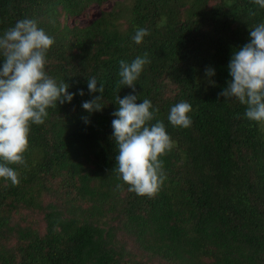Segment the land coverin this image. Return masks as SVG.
Instances as JSON below:
<instances>
[{"label":"trees","instance_id":"1","mask_svg":"<svg viewBox=\"0 0 264 264\" xmlns=\"http://www.w3.org/2000/svg\"><path fill=\"white\" fill-rule=\"evenodd\" d=\"M106 1L0 0V35L35 19L55 41L47 74L76 94L31 125L26 166L10 165L20 183L0 180V264H264V126L248 120L236 98L219 95L233 51L250 42L264 9L253 0H123L85 27L61 22ZM138 28L150 33L139 45ZM146 52L151 63L137 93L117 91L120 61ZM92 76L105 92L103 111L90 114L82 102L92 99ZM129 94L159 109L150 123L162 121L174 141L154 197L118 189L123 182L112 173L115 97ZM180 101L192 106L188 128L168 121ZM22 209L44 213V234L16 218Z\"/></svg>","mask_w":264,"mask_h":264},{"label":"clouds","instance_id":"2","mask_svg":"<svg viewBox=\"0 0 264 264\" xmlns=\"http://www.w3.org/2000/svg\"><path fill=\"white\" fill-rule=\"evenodd\" d=\"M253 3L264 9V0ZM149 34L147 29L138 28L132 40L142 44ZM250 37L249 43L233 51L227 66L231 80L219 95L236 98L246 106L245 117L264 126V22L250 27ZM54 43L35 19H20L0 35V180L14 186L20 183V173L10 165L26 166L24 154L29 148L31 125H43L49 108L71 103L76 95L69 92V84H58L45 70L47 53ZM149 63L147 52L131 63L121 60L117 91L123 85L137 93L135 82ZM205 74L211 78L215 69L209 67ZM209 83L215 86L214 80ZM97 85L96 77H87L93 96L82 102V108L90 114L104 108L105 87L102 83ZM97 92L101 95L96 96ZM78 94L85 95L83 90ZM138 98V94L115 97L118 110L113 113L111 139L118 154L112 173L123 182L116 185L118 189L126 184L129 192L154 197L167 179L161 157L173 149L174 141L162 121L150 123L159 109H153L148 99L138 103ZM191 111L190 103L180 101L171 107L168 121L174 127L188 128L192 124ZM82 119L90 123L88 117Z\"/></svg>","mask_w":264,"mask_h":264},{"label":"rangeland","instance_id":"3","mask_svg":"<svg viewBox=\"0 0 264 264\" xmlns=\"http://www.w3.org/2000/svg\"><path fill=\"white\" fill-rule=\"evenodd\" d=\"M116 3H120L121 7L123 6V0H108L104 2L102 5L93 4L90 5L84 13L76 16V17H69L66 20L61 19L62 24H68L70 27L77 26V27H85L88 24H90L94 19L101 16L103 11H109L113 9L116 5ZM120 7V8H121ZM57 188V186L54 187V190ZM54 194H51L50 196H46L45 198L42 197V200L44 203H42L43 206H46L47 203H50L49 198H51ZM64 197H60L56 200V203L62 204L64 202ZM16 218L23 219L26 222H32L33 227L35 229H38L41 234H44L45 232V223H43L44 213H41L39 211L34 210H27L22 209L18 214H16ZM130 248L133 252L137 253L136 258L141 257V251L137 250L136 247L133 245H130ZM143 253V252H142Z\"/></svg>","mask_w":264,"mask_h":264}]
</instances>
